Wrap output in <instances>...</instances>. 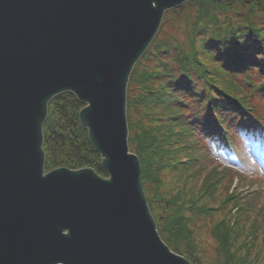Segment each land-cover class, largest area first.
<instances>
[{
    "label": "water",
    "instance_id": "obj_1",
    "mask_svg": "<svg viewBox=\"0 0 264 264\" xmlns=\"http://www.w3.org/2000/svg\"><path fill=\"white\" fill-rule=\"evenodd\" d=\"M184 1L0 0V264H191L157 231L126 119L130 72ZM64 91L108 176L44 172L47 103Z\"/></svg>",
    "mask_w": 264,
    "mask_h": 264
},
{
    "label": "trees",
    "instance_id": "obj_2",
    "mask_svg": "<svg viewBox=\"0 0 264 264\" xmlns=\"http://www.w3.org/2000/svg\"><path fill=\"white\" fill-rule=\"evenodd\" d=\"M201 1L203 4L192 25L201 18L208 27L212 23L209 35L194 38L190 34L185 48L179 44L172 58L160 55L165 47L168 48L166 44L153 43L148 48L154 63L147 67L137 61L128 81V121L135 116L139 124V131L133 139L136 140L139 160L145 164L140 175L142 185L146 180L155 189L164 182L161 172L176 169L178 165L183 170L179 179L201 174L203 166L197 164L198 169H193V158L189 157L192 152L189 144L196 143L192 137L204 132L215 144L226 146L234 127H249L248 115L240 107V104L251 105L245 90H255L259 96H264V26L250 21L249 17H246L245 24L228 22L222 26L219 15L208 12L207 5L216 3ZM256 1L250 0L254 4L249 10L261 4ZM260 9L264 12L263 6ZM175 66L179 68L178 77L171 70ZM193 79L201 81V87L194 86ZM241 79L247 87L240 82ZM135 88L139 91L133 94ZM81 106L82 103L70 92H62L50 99L43 124L45 168L89 166L106 176V170L100 165V155L79 123L78 109ZM154 115L165 116L166 122L157 121L158 124L149 126L142 123L146 117L155 120ZM192 156L196 161L202 158ZM216 168L203 169L205 173L197 193H190L182 181L176 193L165 199L172 209L165 214L164 229L172 240L177 241L179 232L181 237L188 235L187 225L191 219L212 215L213 210L231 203L230 212L234 219L221 218L212 224L211 230L226 253L225 264H250L258 219L255 214L250 216L249 210L256 205L257 196L240 200V193L231 191L214 205L212 202L220 179L228 171H216ZM147 202L150 207V200ZM259 208H264V203L257 205ZM243 219L247 222H242Z\"/></svg>",
    "mask_w": 264,
    "mask_h": 264
},
{
    "label": "rangeland",
    "instance_id": "obj_3",
    "mask_svg": "<svg viewBox=\"0 0 264 264\" xmlns=\"http://www.w3.org/2000/svg\"><path fill=\"white\" fill-rule=\"evenodd\" d=\"M211 1L216 4L207 5L208 12H214L218 14L222 26H224L228 22H231V24L233 25L237 23L245 24L246 17H249L250 21L253 20V22H255L256 24L264 26V12L261 11L263 9H260L262 6L264 7V0L256 1H260L261 4H256L254 10H249V7L251 5L253 6L254 4H251L250 0ZM223 2H225L224 6H222ZM201 4H203L201 0H186L174 8L167 9L164 12L159 28L155 34V37L153 38V40L156 41L153 42L152 40L149 48L153 46V43L166 44L168 48L165 47L161 51L160 55L164 58H172L178 50L179 44L183 45L182 47L185 48L184 45L188 42L190 34H192L194 38L198 36H208L213 29L212 23L208 27L207 24L202 23L203 18H201L198 22L192 25L194 16L197 14V10L200 8ZM226 17L229 19H227ZM149 48L140 58L142 64H147V67H149V64L154 63V60L151 58V56H149ZM178 69L179 68L176 66L171 68V70L177 77ZM237 79L239 78H235V80ZM191 82L194 86L201 87L202 85L201 81L195 79L191 80ZM240 82L244 85V87H247L245 86L243 79H241ZM138 91L139 90L137 88L133 89V94H136ZM255 102L259 107V110L264 113V99L255 100ZM159 117L160 116L154 115V118H156L155 120L146 117L141 121L144 125L148 126L153 125L154 123L158 124L157 121H161L163 123L166 122L165 116L161 118ZM135 119L136 117L133 116L132 119L128 121V145L130 151L134 153H136L137 146L136 140L133 139V135L136 134L137 131H139V124L138 122H136L137 119ZM189 146L192 147V152L189 157L193 158V169H198L197 164H201L205 171L211 170L214 167L218 168L215 169L216 171L221 170L223 166L218 165L217 162L214 163L209 157H206L204 155L202 156L200 161H196L192 156L194 155L196 157V146L194 143L189 144ZM263 156L264 142H259V144L254 145L248 140L239 141L232 149V153L229 156L221 155L220 157L222 161L233 164L240 169H244L249 176L254 175L256 178H249L246 176H244V178H241L237 174L228 170L225 173L224 177L220 179L221 182L219 188L216 191L215 201L212 202L214 205H216L218 203V200L226 193H228L231 189L237 194L240 193V195L242 196L240 200H249V198H254V196H257L256 205L252 207L249 206L250 216L252 214H255L256 219H258V228L256 231L257 238L254 243V248L251 252L250 264H262L264 262V208L257 209V205L260 206L264 203ZM140 166L142 172V170L145 168V164L140 161ZM55 167L58 166L45 169V172ZM203 169L201 174L199 175H196L194 177L183 176L181 179H179L183 170L181 169V166L178 165L176 169H170L168 171L162 170L163 172H161V178L164 182L159 187H157V189H155V186L151 182L146 180H144L142 186L147 200H150L149 209L151 214L154 215L153 217L155 219L156 225H158L157 230L159 232V235L173 251L184 256L189 260L191 264H225L226 253L218 243L215 235L211 230V226L217 219H219L225 212L228 211L231 203H228L225 207H222L219 210L212 211V215H202L201 217H195L193 220L191 219V221H189L187 225L188 235L181 237V232H179L177 234V241L172 240L168 236V232L164 229L163 226L165 214L169 213L172 209L171 205H167L165 203V199L176 193L177 188L182 181H184L182 184H185V187L190 193H197L203 180V174L205 173L203 172ZM255 188H258V191L260 192L259 196L257 194L255 195L251 193L250 190H253ZM242 222H247V220L243 219ZM237 226H239V224Z\"/></svg>",
    "mask_w": 264,
    "mask_h": 264
},
{
    "label": "bare ground",
    "instance_id": "obj_4",
    "mask_svg": "<svg viewBox=\"0 0 264 264\" xmlns=\"http://www.w3.org/2000/svg\"><path fill=\"white\" fill-rule=\"evenodd\" d=\"M83 104V103H82ZM84 105V104H83ZM207 142H209L210 144H212L213 142L212 141H207ZM100 159H101V157H100ZM100 165H101V163H100ZM44 169H45V162H44ZM94 169V168H93ZM105 169V168H104ZM95 170V169H94ZM106 170V169H105ZM96 171V170H95ZM97 172V171H96ZM98 173V172H97Z\"/></svg>",
    "mask_w": 264,
    "mask_h": 264
}]
</instances>
